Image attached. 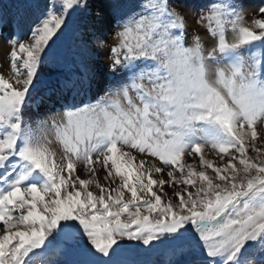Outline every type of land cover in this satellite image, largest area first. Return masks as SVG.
<instances>
[{
	"label": "snow or ice",
	"instance_id": "snow-or-ice-1",
	"mask_svg": "<svg viewBox=\"0 0 264 264\" xmlns=\"http://www.w3.org/2000/svg\"><path fill=\"white\" fill-rule=\"evenodd\" d=\"M138 6L120 18L109 50V72L119 68L123 79L96 98L78 100L77 81L49 56L69 11L87 0H49L26 34L7 40L0 264H52V254L71 255L72 264H134L128 257L140 247L180 258L164 264H264V3L250 24L240 0L200 7L195 23L212 38L207 47L195 28L187 43L190 9L179 0ZM8 23L0 14V33ZM94 44L108 47L100 37ZM41 87L75 95L33 128L24 111ZM206 146L219 165L206 159ZM130 150L169 170L137 163ZM185 153L199 156L201 170L183 162ZM166 184L185 186L173 193L176 205L154 191Z\"/></svg>",
	"mask_w": 264,
	"mask_h": 264
},
{
	"label": "rangeland",
	"instance_id": "rangeland-1",
	"mask_svg": "<svg viewBox=\"0 0 264 264\" xmlns=\"http://www.w3.org/2000/svg\"><path fill=\"white\" fill-rule=\"evenodd\" d=\"M248 1L249 0H240L247 14L245 20L246 24L251 23V20L253 18L252 13L258 10L261 3H264V0H260L259 2H257L256 5L253 6V10L249 12L246 6L248 4ZM140 2L141 0H100V1L87 0V7L74 8L73 10H70L68 17L66 19L65 26H63L62 29L58 32L57 36L53 38V41L50 42L51 50L49 52V56L63 69V74L65 76L67 77L72 75L76 76V80L81 82L82 85L85 87L86 85V83L84 84V82H86L85 79L83 78V81L78 80V75H75L74 72L78 70V67L83 68L85 66L84 61L82 60V55L84 54V48L87 47L88 44L93 45L95 37H100L103 38L108 44V47L103 48L105 50V55L103 54V56H101V59H104L105 56L107 57V59H109V62L107 63V68H105L106 73L104 72L105 74H107L109 72L108 65L111 63L110 51H109L110 47L119 42L118 39L113 38V34L117 30L119 20L120 18L125 17L130 13L133 12L139 13L141 11L140 7L138 6ZM179 2L183 9L186 10L190 9V11H186V15L188 16L187 43L189 44L191 43V34L193 29L195 28L201 34L202 38L205 40V46L207 47L211 42L212 38L207 34L205 29L200 28L198 25H196L195 15L199 14L200 7H204L205 9H207L209 3H211L212 0H179ZM48 3L49 0H0V14H2L4 18L9 22L8 25L5 26L3 29V31L4 30L6 31L4 32L2 31L0 35L1 36L6 35V37H9L10 34L12 35V31L13 33L14 32L17 33L15 27L20 29V31L22 28L24 29L27 28V30L29 31V26L46 9ZM14 20H19L20 22L19 27L13 25L14 28H12V23ZM232 35L233 34L231 32L228 33L229 39L232 38ZM77 73L80 74L79 71H77ZM102 73L103 70L101 69L100 66L97 65L96 67H94L92 74L94 75V78L91 80L90 83V85L93 86V89L95 87H97V89L98 88L101 89L102 84H97L99 82V80H97V77L102 76L103 75ZM112 75L114 76L119 75L117 77L118 79H121L123 77L122 76L123 74L121 73V70L119 68L117 69L116 73H112ZM51 76H52V72L50 66L42 65L40 69V78L42 80H48ZM88 80L89 77L87 78V81ZM46 90L47 89L43 87L33 90L32 98L29 100L30 107H27L24 111L25 120L28 115L31 116L30 119H32L31 120L32 124L31 122L27 121L28 123L31 124V126L33 125V120L35 121L34 124H36V122L39 119L45 118L48 115L56 113L57 110L61 108V105L65 103L66 99L70 96L68 95L63 98L59 96V98L61 99L60 101L57 100L58 98L56 100L52 98L49 99L51 102L46 101L47 99L42 100L40 102L38 99L40 98L41 95L44 96V92ZM58 93L59 95L61 94V96L62 94H64V92L61 91H58ZM99 95H103V93L100 92ZM51 96L53 97V95L50 94L47 95V97H51ZM84 99L85 98H82V100ZM130 151H132L133 155L135 156L138 154L139 156L143 155L141 157L144 158H152L156 161L158 160L157 158L148 156L146 154L138 153L136 150H130ZM204 151L209 153L211 156V160L215 161L217 165H219L220 163L219 156L215 153L214 150L206 146ZM248 155L254 157L256 153L251 148H249ZM186 157L195 159V162L198 161L197 171L201 170L199 166L200 162L198 155L195 157H190L188 153H185L183 160L185 164H186L185 161ZM225 159H227V157H225ZM158 163H159V167L165 168V171L169 170L167 166H164L162 162H160L159 160ZM77 170L80 171L79 166ZM207 171L209 175H213V171L211 169H207ZM84 174L86 173L81 172L82 178H84L83 177ZM105 174L106 173L104 172H98L97 175L98 178L100 179V182L102 181V178L104 177ZM164 177L167 176L164 175ZM183 187L185 186L180 185V186L170 187L169 185L166 184L164 186L163 192H158V194L164 197L165 200L170 198L172 200V203L176 205L178 203V198L175 197L173 193L174 191L181 190ZM92 189L95 190L94 187H92ZM188 190L194 191V188L189 187ZM129 195H130L129 193L125 192L126 198ZM190 258L191 257H189V259ZM48 259L52 261V264H72V261L75 259V257L71 255L65 256L59 254H52L48 257ZM128 259L133 261L134 264H164V262L168 259H180V258L171 257L168 253H166V251L163 248L148 249V248L140 247L138 249H134L131 255L128 257Z\"/></svg>",
	"mask_w": 264,
	"mask_h": 264
},
{
	"label": "bare ground",
	"instance_id": "bare-ground-1",
	"mask_svg": "<svg viewBox=\"0 0 264 264\" xmlns=\"http://www.w3.org/2000/svg\"><path fill=\"white\" fill-rule=\"evenodd\" d=\"M94 1H100V0H94ZM260 0H249L248 1V4L246 5L247 6V10L250 12V11H252L253 10V6L254 5H256L257 4V2H259ZM251 3H252V5H251ZM13 25H15V24H13L12 23V28H14V26ZM15 30L17 31V33H21V34H26L27 32H28V30H27V28H22L21 29V31H20V29H18V28H16L15 27ZM4 31H6V30H4ZM3 31V32H4ZM8 31V30H7ZM16 33V32H15ZM13 31H12V35L10 34H8L9 35V37H6V35H4V36H1L0 35V45H2V52H0V59H2V62H3V68H2V70H0V71H2V74L5 76V78H9V77H11V75H12V73H11V71H10V69H9V64H8V60H7V53H8V51H9V45L7 44V40L10 38V37H12L13 36ZM104 34V33H103ZM105 35V34H104ZM91 44V43H90ZM103 54L105 55V50L104 49H99V48H96L95 47V44H93V45H87V47H85L84 48V54L82 55V60L84 61V67L82 68H79L78 67V70L77 71H79L80 72V74H78L77 73V71H73L74 72V74L75 75H78V80H80V81H83V78L85 79V81L86 82H84V84L86 83V85H85V87L82 85V83L81 82H79V81H77L76 80V76H74V75H72V76H68V77H72L73 79H75L76 81H77V87H78V89L80 90V95L79 96H77L76 98L78 99V100H82V98H85L86 99V97L89 95V96H91L92 98H96L99 94H100V92L101 93H103L104 94V92L107 90V86L108 85H110V84H114L116 81H120V80H122L123 79V77L121 78V79H118L117 77L119 76H114V75H112V73H110V72H108L107 74H105L106 73V69L105 68H107V63L109 62V59H107V57L105 56L104 57V59H101V56H103ZM100 66L101 67V69L103 70V75L102 76H99V77H97V80H99V82L97 83V84H102V86H101V89H97V87H95L94 89H93V86L92 85H90L89 84V80L87 81V78L89 77V74H93V70H94V67H96V66ZM105 69V70H104ZM75 70V69H74ZM108 71V70H107ZM105 72V73H104ZM77 73V74H76ZM117 75V74H116ZM123 76V75H122ZM95 83V84H96ZM94 84V85H95ZM89 86V87H88ZM92 86V87H91ZM86 88V89H85ZM89 88V89H88ZM87 89H88V91H87ZM96 89V90H95ZM58 91H60L59 89H57L54 93L53 92H49L48 90H46L45 92H44V96L43 95H41L40 96V98L38 99L40 102L42 101V100H46V101H48V102H50V100L49 99H56L57 97H59V96H61V94L59 95V93H58ZM99 92V93H98ZM88 95H87V94ZM53 95V97L51 96V97H47V95ZM66 94V95H65ZM68 95H70V96H73V95H75V93H69V92H64V94H62V96H61V98H63V97H65V96H68ZM133 95H134V93H133ZM96 96V97H95ZM58 101L59 100H61L60 98H58L57 99ZM45 101V102H46ZM65 101V100H64ZM44 102V103H45ZM30 117L31 116H27L26 117V121H29V122H31V120L32 119H30ZM34 118V117H33ZM35 123V121L33 120V125H32V127L33 128H35L36 127V124H34ZM37 123V122H36ZM31 124H32V122H31ZM53 147L54 148H56L57 149V152L59 153V145L58 144H53ZM204 154H205V157H206V159H209V160H211V156H210V154L209 153H207L206 151H204ZM141 155V154H140ZM212 155V154H211ZM135 156V155H134ZM141 156H143V155H141ZM141 156H139L138 154L136 155V162L138 163L140 160H145L146 161V167H148V166H151L152 165V163L154 162L155 163V165L156 166H158L159 167V163H158V160L156 161V160H154V159H152V158H144V157H141ZM186 160V164H195L196 166L198 165L197 163H198V161L197 162H195V159H192V158H185ZM83 173V172H82ZM76 174H78V175H81V172L79 171V170H77V173ZM81 177H82V175H81ZM83 177L84 178H87L88 177V174H84L83 175ZM164 179L165 180H167V179H169V178H167V177H164ZM101 183H105V184H107L108 182H106L105 180H104V178H102V181H101ZM117 183H119V181L117 180ZM92 190H94V189H92ZM94 191H96L97 192V194H98V192H99V190L98 189H95ZM154 191H157V192H159L158 191V188H154Z\"/></svg>",
	"mask_w": 264,
	"mask_h": 264
}]
</instances>
